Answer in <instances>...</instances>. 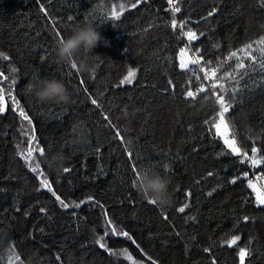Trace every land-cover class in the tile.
<instances>
[{
    "label": "trees",
    "instance_id": "trees-1",
    "mask_svg": "<svg viewBox=\"0 0 264 264\" xmlns=\"http://www.w3.org/2000/svg\"><path fill=\"white\" fill-rule=\"evenodd\" d=\"M133 2L0 0V53L9 58L0 56V88L8 106L0 114L4 245L15 247L16 264H240L241 247L248 251L245 264H264V206H257L247 186L264 176V164L253 168L226 154L209 130L219 109L214 93L221 90L211 87L200 66H178L185 47L190 58L198 54L205 66L211 60L219 67L230 52L253 43L254 63L239 53L245 67L234 69L233 59L218 77L233 73L234 79L219 82L230 89L225 100L233 107L225 118L237 143L251 155L254 142L264 156V46L255 43L264 38V0H179L178 13L168 0H148L135 9ZM114 3L117 11L125 5L120 21L110 19ZM173 18L198 39L189 45L179 27H170ZM86 25L100 30L110 47L96 49L93 71L78 73L57 63L54 46ZM129 69L136 71L133 84L120 85ZM41 79L63 81L71 103H37L28 86ZM201 85L205 90L198 92ZM189 90L195 99L186 97ZM9 93L31 117L44 149L43 155L34 152L33 166L39 163L56 195L79 208H63L26 165L20 153L32 143V126L13 110ZM58 153L67 157L69 172L57 174L50 166ZM132 165L170 178L168 205L138 196ZM259 183L263 189L264 179ZM185 203L189 207L180 213ZM105 211L135 243L111 232L104 236ZM235 236L240 239L229 246ZM101 237L108 251L96 243Z\"/></svg>",
    "mask_w": 264,
    "mask_h": 264
},
{
    "label": "snow or ice",
    "instance_id": "snow-or-ice-1",
    "mask_svg": "<svg viewBox=\"0 0 264 264\" xmlns=\"http://www.w3.org/2000/svg\"><path fill=\"white\" fill-rule=\"evenodd\" d=\"M142 2L147 3L148 0H134V2L131 3L130 7L132 9H135V8L139 7ZM178 3H179V0H168V4L171 5V11L173 13H178L180 11V8L176 6ZM40 7H41V10L43 11L44 8H43L42 4L40 5ZM124 12H125V5L124 4H122V3L119 4V11H117V5L114 3L112 6L110 19L115 20V21H120L121 17L124 15ZM213 14H214V12H209L208 15L211 16ZM184 23L185 22H181L178 25L176 19L173 18L171 20L170 27L172 29H177L179 27L182 30L180 35L186 37L188 42H189V45H190V43L192 41L198 39V36H197L196 32H194V31H191V30L183 31ZM255 43L264 46V38H261L260 40L256 41ZM250 50H253V43H251V42L248 43L244 48L230 52L229 55L224 60L218 61L219 67H212L213 62L211 60L207 61L206 66H205V62L203 60V57H200L198 54H194L195 58L186 59V57H188V53L190 51V48L185 47V48H182L180 50L179 65L178 66H179V69L185 70V71H195V69H189L190 64L200 66L199 71L203 72L204 79L205 80H212L213 83H212L211 87L213 89L219 88L221 90L220 93H214V95H216V97H217V103L219 105V109H218L217 113L215 114V117L213 118V122H212L211 128L209 130L210 131H212V129L215 130L213 135L222 140V144H223L224 149L226 150L227 155H234L236 157H239L240 163H244L245 161H248L249 164L253 168H256V167L260 166L261 164H264V156L260 155L261 149L259 147L255 146V143L253 142V146L250 149L251 155H249L248 150H242V148L237 143L236 136H235L233 129L230 127L228 120H226V118H225L226 114L229 113V111L233 107V104L231 101L225 100V96L230 91V89H228L224 83H220L219 81L225 80L228 78L234 79L233 73H232V71H228V72H225L222 76L218 77L219 69L223 68L227 62L232 61L233 59L238 61V63H236L233 66L234 69L235 68L243 69L245 67V64H244L243 60L240 58L239 53H244L246 56L251 57L252 62L254 63L255 58L251 56ZM260 51L262 54H264V47H262L260 49ZM0 56H2L3 59H5V60L9 59L3 53H0ZM260 67L262 69H264V62L261 63ZM13 71H15V69H13ZM3 75L4 74L2 72H0V76H3ZM135 78H136V71L129 69L127 74L124 76V78L119 81V84L120 85H131V84H133ZM4 79H7V77H4ZM12 83L15 84V80H13ZM169 83H171V82H169ZM204 90L205 89H204L203 85H201L198 89V92L204 91ZM235 91L236 90H232L233 98H235ZM2 92H3V89L0 88V114L4 113L8 108V106L5 102V97L2 94ZM221 93H223V94H221ZM196 94L197 93H194L193 91L189 90L186 92V97L195 99ZM8 99L12 102L13 110L18 111L19 117L22 118V120L27 121L28 125L32 126V133L33 134L29 136V140L32 143H29L27 151L25 153H20V155L24 158L26 165L28 166V168L33 173H36L38 177H42V179H40L41 187H43V188L47 189L49 192H51L55 196L56 200L59 201L60 205L63 208L67 209L70 206L75 207V208H79L81 206L80 203H72V204L66 203L64 200H62L60 198V196L56 195V193L53 189L52 183L48 180V178L46 176H44L42 170L40 169L39 163H36L35 166H33L32 158H33L34 152H38L40 155H43L44 149L39 146V142L37 141V137L35 135V126L33 125L31 117L25 112L24 108L20 106L19 101L16 99V97L14 95L9 93ZM91 103L93 105H97V101L95 99H92ZM97 106H99V105H97ZM105 118L107 119V117H105ZM117 135H119V133H117ZM120 138H121V140L123 139L122 137H120ZM128 156H129V158H131L132 153L128 152ZM131 167H132L133 171L135 172V179L133 180V184H134L137 177L140 175V172L137 170L136 165H132ZM70 170H71L70 168H65L64 172L67 173ZM209 175H211V173H209ZM247 175H248L247 173L243 174V176L245 178H247ZM236 179L237 178L232 179L231 183L235 184ZM254 179L255 180H261V179H264V176H255ZM247 186L250 189H252V191L255 193V203L257 204V206H264V189L258 187L257 183H255L254 180H248ZM211 194H212L211 192L208 193V195H211ZM190 195H191V193H187V196L190 197ZM91 200H92V198H89V201H91ZM85 202H88V201H85ZM148 203L155 205V203L152 201H148ZM188 207H189V205L187 203H185L182 207H179L178 211L180 213H184L185 209ZM41 211L43 212L45 210L41 209ZM105 217L107 219V212L106 211H105ZM165 219H167V217H165ZM193 219H194V217H193ZM243 219L246 222L249 218L244 217ZM107 225H108V227L105 228L104 236H107L108 233L111 232L113 235L118 234V235L124 236L128 240H131L132 243H135V241L129 235L128 232H126V231L118 232L117 228L112 225L111 219H107ZM239 239H240L239 236L233 237L230 241H228L229 246L235 245ZM96 243L99 245L100 248L108 251L107 243H106V241L103 240V237L97 239ZM204 250L206 252L209 251V249H207V248ZM247 255H248L247 249L244 247H241L239 249L240 264H244V260H245V257ZM128 258L131 259L130 256ZM19 259L20 258L17 255L15 247L13 245H8L7 247H5L3 233H0V264H16V262ZM57 259H59V257H57ZM153 264H156V262L153 261ZM213 264H215V261H213Z\"/></svg>",
    "mask_w": 264,
    "mask_h": 264
},
{
    "label": "clouds",
    "instance_id": "clouds-1",
    "mask_svg": "<svg viewBox=\"0 0 264 264\" xmlns=\"http://www.w3.org/2000/svg\"><path fill=\"white\" fill-rule=\"evenodd\" d=\"M100 46L110 47V42L95 27L86 25L72 31L67 38L59 39L54 46L57 63L68 66L78 73H90L94 65L92 61L100 55L96 49ZM28 92L40 104L55 103L68 105L71 94L63 81L57 79H41L28 86ZM83 143V141H77ZM131 143V141H129ZM67 157L56 154L50 166L57 174L64 171ZM170 178L150 171H142L133 184L138 196L146 201H152L158 206H166L171 202Z\"/></svg>",
    "mask_w": 264,
    "mask_h": 264
},
{
    "label": "built area",
    "instance_id": "built-area-1",
    "mask_svg": "<svg viewBox=\"0 0 264 264\" xmlns=\"http://www.w3.org/2000/svg\"><path fill=\"white\" fill-rule=\"evenodd\" d=\"M254 181H255L257 184H259V185H260V183H259V180H255V179H254ZM263 189H264V188H263Z\"/></svg>",
    "mask_w": 264,
    "mask_h": 264
},
{
    "label": "rangeland",
    "instance_id": "rangeland-1",
    "mask_svg": "<svg viewBox=\"0 0 264 264\" xmlns=\"http://www.w3.org/2000/svg\"><path fill=\"white\" fill-rule=\"evenodd\" d=\"M190 58V55H188V57H186V59Z\"/></svg>",
    "mask_w": 264,
    "mask_h": 264
},
{
    "label": "water",
    "instance_id": "water-1",
    "mask_svg": "<svg viewBox=\"0 0 264 264\" xmlns=\"http://www.w3.org/2000/svg\"><path fill=\"white\" fill-rule=\"evenodd\" d=\"M245 264V263H244Z\"/></svg>",
    "mask_w": 264,
    "mask_h": 264
}]
</instances>
